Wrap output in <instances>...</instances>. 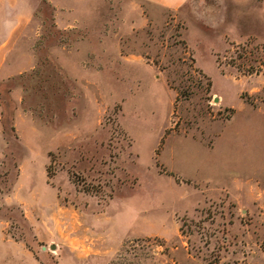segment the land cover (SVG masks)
<instances>
[{
	"label": "rangeland",
	"instance_id": "rangeland-1",
	"mask_svg": "<svg viewBox=\"0 0 264 264\" xmlns=\"http://www.w3.org/2000/svg\"><path fill=\"white\" fill-rule=\"evenodd\" d=\"M0 264H264V0H0Z\"/></svg>",
	"mask_w": 264,
	"mask_h": 264
},
{
	"label": "crops",
	"instance_id": "crops-1",
	"mask_svg": "<svg viewBox=\"0 0 264 264\" xmlns=\"http://www.w3.org/2000/svg\"><path fill=\"white\" fill-rule=\"evenodd\" d=\"M140 1H146L148 3H151V5L156 6L157 9L161 8V9H167V10H174V9H179L181 6H183L184 4L190 2L191 0H140ZM57 21L59 22V18L62 19L63 15L59 14V12H61V10L59 11L57 9ZM9 71L8 69L4 70Z\"/></svg>",
	"mask_w": 264,
	"mask_h": 264
}]
</instances>
